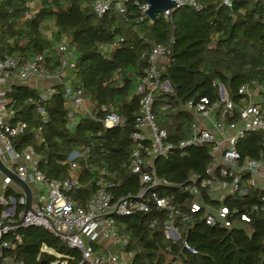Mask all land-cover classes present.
<instances>
[{
    "label": "trees",
    "instance_id": "obj_1",
    "mask_svg": "<svg viewBox=\"0 0 264 264\" xmlns=\"http://www.w3.org/2000/svg\"><path fill=\"white\" fill-rule=\"evenodd\" d=\"M200 11L180 7L172 19L159 15L156 21L143 17L140 4L127 2V11L120 14L114 7L102 17L93 11L94 0H39L40 8L30 14L31 0H0V56L19 53L26 58L45 51H54L67 39L76 54V69L69 74L71 83L84 90L94 105V118L82 117L74 128L66 117L64 85L56 86L51 99L42 100L40 93L27 85H13L6 92L7 109L14 111L11 123L23 121L27 130L13 140L16 151L32 146L39 156V169L49 179L64 180L69 176L66 161L77 146H90V157L84 164L82 190L74 195L81 204L98 187L86 165H96L117 172L118 197L140 189L137 175L124 166L134 147L135 118L141 94L135 93L148 67L143 53L155 44L170 48L168 61L161 64V83L168 82L172 91L158 89L154 93L153 113L160 128L176 142L189 138L195 115L186 109L189 102L202 98L220 100L223 85L228 98L237 108L249 96L240 94L243 87L258 92L264 110V0H199ZM29 16V17H28ZM54 22L52 39L42 32L46 22ZM114 42L118 47L109 58L101 45ZM58 43V44H57ZM58 58L48 59L50 69L58 67ZM121 83L119 82V80ZM247 102V101H246ZM118 108L126 121L123 128L104 130L103 108ZM39 108L47 113L44 123ZM237 115L233 120H237ZM39 129H42L41 135ZM43 141H41V139ZM210 147L193 148L182 157L156 162L159 176L175 183H184L192 173L203 172L212 161ZM243 160H259L264 156V132L247 133L237 144ZM176 197L178 214L175 223L181 240L172 242L164 233V217L151 228L149 216H114L120 233L130 238L127 250L134 252L131 264H264V215L252 212L264 192L251 189L226 201L230 208L247 213L252 221L249 231L206 225L202 213L189 211L192 198L182 189L171 188ZM17 196L12 189L7 196ZM3 207L0 205V212ZM157 216V213H155ZM21 243L15 248H2V242ZM187 241L197 250L193 255L183 247ZM83 264L79 250L71 249L61 239L39 227L20 228L0 240V264Z\"/></svg>",
    "mask_w": 264,
    "mask_h": 264
},
{
    "label": "built area",
    "instance_id": "obj_2",
    "mask_svg": "<svg viewBox=\"0 0 264 264\" xmlns=\"http://www.w3.org/2000/svg\"><path fill=\"white\" fill-rule=\"evenodd\" d=\"M174 1L179 3L178 8L189 6L197 11L203 9L199 0ZM127 2L129 0H94L92 7L98 17L113 7L124 15ZM228 2L224 0V3ZM141 9L144 15L140 21L146 17L147 6L143 3ZM163 15L172 19L173 10ZM117 47V42L101 45L100 51L109 58ZM170 54V48L161 44H155L150 51L143 53V57L148 60V67L135 87V93L141 94L142 98L135 118L136 131L132 135L134 147L124 167L138 176L140 189L136 193L118 197L114 192L120 185L118 173L106 167L86 165L94 174L92 182L98 190L83 204L74 195L82 190L84 164L92 148L77 146L71 152L66 161L69 171L66 179L47 178L39 169V156L32 146L22 151L15 150L13 140L27 130V124L23 121L11 123L14 111L7 109V89L4 88L11 79L24 83L36 78L49 80L51 84L39 92L40 97L42 100L51 99L56 86L64 85L66 117L71 128L78 125L82 117L94 118V105L86 98L84 90L73 86L72 78H69V74L76 69L75 51L62 43L54 51L48 50L29 58L19 53L0 56V158L30 186L33 196L31 208L25 213L26 196L18 187L17 196H7V191L13 189L11 186L15 184L0 172L4 186L0 195V205L3 207L0 212V240L20 228L39 227L61 239L71 249L79 250L83 264H131L135 254L127 250L130 238L120 233L114 216L147 215V222L153 228L160 222V213L165 216L166 238L178 242L182 236L175 223L178 207L176 197L170 192L171 188L182 189L192 198L190 213H202L206 225L250 232L251 216L230 208L226 201L236 195H246L251 189L264 192V156L259 160H243L237 150L238 142L247 133L264 132V110L254 97L258 96V92L243 87L240 94H247L249 98L244 100L246 104L240 108L228 98L226 91L223 96V85L219 86V101L211 102L202 98L198 102H189L186 109L195 115L196 121L190 128L189 138L174 142L169 139L167 130L159 127L153 113L154 93L167 88L161 83L160 66L168 61ZM52 58L60 61L57 68L48 67V59ZM103 110L106 112L102 119L104 130L125 126L126 121L118 113L117 107L111 105ZM38 112L45 123L46 111L39 108ZM235 115L238 118L236 121L233 120ZM41 132L42 129H39L40 135ZM206 146L210 147L212 161L203 172L192 173L182 184L159 176L157 160H168L175 153L185 157L191 149ZM252 212L264 215V197L260 204L253 206ZM20 243L21 238L17 235L15 242L4 241L1 245L2 248H15ZM183 247L190 254H197V250L187 241L183 242ZM10 261L6 259L4 263L9 264Z\"/></svg>",
    "mask_w": 264,
    "mask_h": 264
},
{
    "label": "water",
    "instance_id": "obj_3",
    "mask_svg": "<svg viewBox=\"0 0 264 264\" xmlns=\"http://www.w3.org/2000/svg\"><path fill=\"white\" fill-rule=\"evenodd\" d=\"M135 3H144L147 6L145 10V15L150 21H156L159 15L165 14L169 10H173V14L179 9L177 5L178 2L174 0H133ZM164 86L168 88L169 91H172V88L168 82L164 83ZM225 87H222L223 96L225 95ZM0 172L7 178H9L22 193L26 196L27 204L25 206V213L28 212L32 205V191L30 186L22 181L16 173L9 169L0 158ZM18 222L16 225H18Z\"/></svg>",
    "mask_w": 264,
    "mask_h": 264
},
{
    "label": "crops",
    "instance_id": "obj_4",
    "mask_svg": "<svg viewBox=\"0 0 264 264\" xmlns=\"http://www.w3.org/2000/svg\"><path fill=\"white\" fill-rule=\"evenodd\" d=\"M39 4V3H38ZM40 6V5H39ZM38 9H39V7H38ZM37 9V10H38ZM53 24H54V22H53ZM54 29H55V27H54ZM112 54V53H111ZM110 54V55H111ZM27 85L28 87H30V88H32V89H35V90H37L38 92H41L45 87H47L48 85H50L51 84V82L49 81V80H44V79H39V78H36V79H33L32 81H30V82H28V83H24V82H21L20 80H18V79H11V80H9L8 82H7V84L4 86V88H6L7 89V91L13 86V85ZM255 100L256 101H258V102H260L261 101V99L257 96L256 98H255ZM8 118H5V120H7ZM3 184H2V182H0V195L3 193ZM13 189L12 190H14L15 192H17L16 191V188H17V186L16 185H14V186H11ZM19 192V191H18ZM116 249H114V251H115Z\"/></svg>",
    "mask_w": 264,
    "mask_h": 264
},
{
    "label": "rangeland",
    "instance_id": "obj_5",
    "mask_svg": "<svg viewBox=\"0 0 264 264\" xmlns=\"http://www.w3.org/2000/svg\"><path fill=\"white\" fill-rule=\"evenodd\" d=\"M38 3L39 2L37 0H31V2H30V8H31L30 14H34L37 11V9L39 7V4ZM42 32H43V34L46 37L52 39L54 37V33H55V29H54L53 22L51 21V22L44 23V25L42 26ZM66 42H67V39L63 40L62 43H66ZM165 90H168V89L165 88ZM254 97L256 98L257 95H254ZM254 97H253V99H254ZM2 179H3V177L1 176L0 177V182H2L1 181ZM16 191H18V188H16Z\"/></svg>",
    "mask_w": 264,
    "mask_h": 264
}]
</instances>
